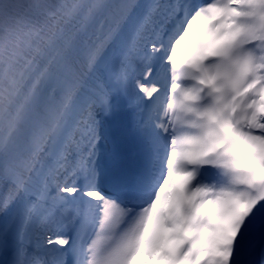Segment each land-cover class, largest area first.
I'll return each mask as SVG.
<instances>
[{"label": "snow or ice", "instance_id": "snow-or-ice-1", "mask_svg": "<svg viewBox=\"0 0 264 264\" xmlns=\"http://www.w3.org/2000/svg\"><path fill=\"white\" fill-rule=\"evenodd\" d=\"M0 264H264V0H0Z\"/></svg>", "mask_w": 264, "mask_h": 264}]
</instances>
